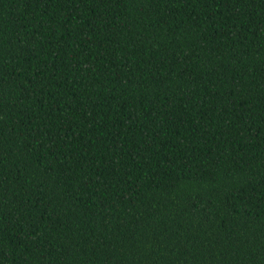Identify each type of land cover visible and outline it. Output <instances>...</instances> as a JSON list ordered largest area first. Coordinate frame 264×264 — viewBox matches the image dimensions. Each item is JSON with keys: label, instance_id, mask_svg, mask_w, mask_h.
Returning a JSON list of instances; mask_svg holds the SVG:
<instances>
[{"label": "trees", "instance_id": "1", "mask_svg": "<svg viewBox=\"0 0 264 264\" xmlns=\"http://www.w3.org/2000/svg\"><path fill=\"white\" fill-rule=\"evenodd\" d=\"M0 264H264V0H0Z\"/></svg>", "mask_w": 264, "mask_h": 264}]
</instances>
